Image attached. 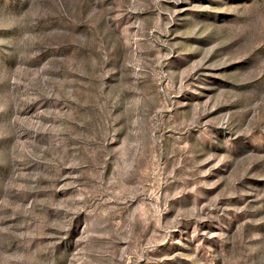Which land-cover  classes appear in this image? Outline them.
Instances as JSON below:
<instances>
[{"label":"rangeland","instance_id":"1","mask_svg":"<svg viewBox=\"0 0 264 264\" xmlns=\"http://www.w3.org/2000/svg\"><path fill=\"white\" fill-rule=\"evenodd\" d=\"M0 264H264V0H0Z\"/></svg>","mask_w":264,"mask_h":264}]
</instances>
